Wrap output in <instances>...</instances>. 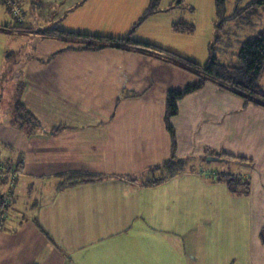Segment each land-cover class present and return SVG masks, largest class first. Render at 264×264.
<instances>
[{
	"label": "crops",
	"instance_id": "0c3cea01",
	"mask_svg": "<svg viewBox=\"0 0 264 264\" xmlns=\"http://www.w3.org/2000/svg\"><path fill=\"white\" fill-rule=\"evenodd\" d=\"M18 2L23 21L0 25L31 30L0 32V64L9 62L0 81H13L16 101L43 129L13 126L14 107L2 111L0 161L23 171L0 228V264H264V108L213 83L186 96L171 119L175 157L186 169L146 186L147 171L173 154L167 94L194 85L196 76L134 51L67 50L40 31L124 37L150 0ZM178 6L163 0L133 38L176 53L171 49L189 34L160 38L157 21ZM215 21L216 11L213 31ZM231 159L240 173L212 167ZM216 173L248 178L250 194H232ZM76 174L94 181L63 186ZM8 189L0 183V199Z\"/></svg>",
	"mask_w": 264,
	"mask_h": 264
},
{
	"label": "trees",
	"instance_id": "16d2710c",
	"mask_svg": "<svg viewBox=\"0 0 264 264\" xmlns=\"http://www.w3.org/2000/svg\"><path fill=\"white\" fill-rule=\"evenodd\" d=\"M162 2L163 0H150L149 6L145 10L143 16L133 26L129 34L124 37L71 32L58 28L40 31L43 37H53L68 43L67 50L97 51L113 48L134 51L139 54L165 60L196 76L197 82L194 85L186 87L183 90H170L167 94L166 124L172 138L173 154L172 157L164 163L147 171L151 179L144 183L146 186H158L165 180L174 177L186 169L187 162L175 157L177 140L175 129L171 124V119L176 117L179 113V102L186 96L201 90L207 83H213L218 85L222 90L229 91L243 98L248 104L252 103L264 108V88L260 84V79L264 74V29L255 35L247 37L246 40L243 41L240 51L238 52L237 64L229 66L219 63L215 56V45L224 40L221 33L225 32V23L233 22L243 14H251L255 12L256 9L264 8V0H251L244 7H240V5H238L240 4V0H236L235 9L231 14H228L227 9L229 0H215V28L218 35L216 36L215 42L210 45L211 57L205 64L197 63L177 53L153 45L152 43L137 41L133 38V34L143 23L152 15L162 11ZM0 3L6 5L4 0H0ZM177 4L179 6L184 5L182 0L177 1ZM8 10L12 14L9 8ZM173 29L178 33L193 34L196 28L192 24L180 22L173 24ZM10 30L28 31L31 29L23 26L10 27L0 25V32H9ZM9 122L13 126H17L21 129H43L40 122H38V120L26 109L20 100L16 101ZM219 156L232 158V155L225 153ZM17 169L22 172L23 166L18 164ZM215 176H217L216 181L224 183L232 194L237 196H248L250 194L251 183L248 178L226 173H216ZM70 179L72 181H70ZM18 180L16 182H18ZM86 181H94V178L92 176L76 174L69 177L63 186ZM13 188L11 190L12 193ZM7 213L0 199V228L4 223V216L7 215ZM261 235L264 243V229Z\"/></svg>",
	"mask_w": 264,
	"mask_h": 264
},
{
	"label": "rangeland",
	"instance_id": "374dc122",
	"mask_svg": "<svg viewBox=\"0 0 264 264\" xmlns=\"http://www.w3.org/2000/svg\"><path fill=\"white\" fill-rule=\"evenodd\" d=\"M16 1L20 7V3L18 2L19 0ZM177 1L178 0H176V2ZM250 1L251 0H240V4L238 5H240V7H244ZM170 2L171 0H164V3L166 4H170ZM213 4H215V0H213ZM26 5L24 7L28 13L29 5ZM163 6L166 5L163 4ZM235 6L236 0H229L227 6L228 14L233 13ZM159 17L160 19L157 22L160 24L159 27L161 29L158 35V37L160 38L165 37V34H167L169 38L171 36V33H175L172 28V25L175 23L186 22L195 25L196 32L192 35L189 34V36H187L188 38H185L186 40L183 41L181 45L179 43H176L175 47H173L175 49L171 50L200 64H205L209 61L211 55L210 47L208 46V44H213L216 40V36L218 35L216 30L213 31L215 5H213L212 9L209 8L208 10L202 5H200L197 9H194V7L188 5L186 6L184 4L182 7L178 6V8L174 9L171 12L161 14V16ZM0 22H12L14 24H16V22L18 23L17 18L13 14L11 15L7 12V5L1 3ZM225 26V32L221 33L222 37H224V40L221 43H217L215 45V56L219 63L233 66L234 64L238 63V52L240 51L243 41L246 40L247 37L255 35L259 31L264 29V8L258 10L256 9L255 12H252L251 14H243L237 20L225 23ZM143 36L147 37L145 34H143ZM148 36H151V34H149ZM158 37L156 35L152 40H159L157 39ZM5 63H9L8 60L4 59L0 64V68L4 70V77L8 76L9 74V70L7 71V66ZM0 83H3L4 87H2V90L5 91L0 104V123H3L2 121H4L5 116L2 111L15 107L18 93L15 89L13 81H0ZM260 83L264 85V75L261 77ZM11 117L12 116H10L7 120L9 121ZM227 161L230 162H227L226 164H214L212 165V167L215 169L226 170L227 172L231 171L234 172V174L240 173V170L242 169L240 163L232 159ZM206 166L210 167L208 163H206ZM212 171L213 170L211 169L207 172L211 173ZM20 173V170L17 169V165L0 161V174H4L7 177L5 180L0 177V183L8 185L11 190L17 183L16 181L19 179V177H15V175L17 174L18 176L19 174L20 176ZM13 178H16V181L11 185L10 182ZM10 189H8L5 195L1 198L2 204L7 212H9L13 205V193L9 191ZM29 198L30 197L26 195L25 197H23V200H27ZM4 202L6 205H4ZM20 207L23 209L24 205H21ZM16 212L17 209L15 211L13 210L11 215H16L18 213Z\"/></svg>",
	"mask_w": 264,
	"mask_h": 264
},
{
	"label": "built area",
	"instance_id": "2783aa9c",
	"mask_svg": "<svg viewBox=\"0 0 264 264\" xmlns=\"http://www.w3.org/2000/svg\"><path fill=\"white\" fill-rule=\"evenodd\" d=\"M4 1L7 5V7L11 10L12 14L17 18V20L20 22L23 21L24 13H23L21 7H19L17 1L16 0H4ZM0 177L3 180H5L7 178L4 174L3 175L0 174ZM15 177H19V174H18V176L16 174ZM15 181H16V178L11 179L10 184L11 185L14 184ZM9 191H11V189ZM4 205H6L5 202H4Z\"/></svg>",
	"mask_w": 264,
	"mask_h": 264
}]
</instances>
